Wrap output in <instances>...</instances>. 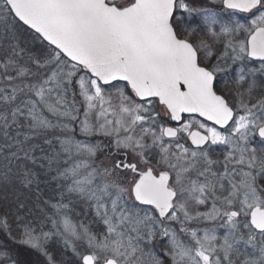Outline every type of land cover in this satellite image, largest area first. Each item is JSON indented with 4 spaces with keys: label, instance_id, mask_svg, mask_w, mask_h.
<instances>
[{
    "label": "snow or ice",
    "instance_id": "obj_1",
    "mask_svg": "<svg viewBox=\"0 0 264 264\" xmlns=\"http://www.w3.org/2000/svg\"><path fill=\"white\" fill-rule=\"evenodd\" d=\"M51 172L50 231L23 202L0 215L45 264L56 236L76 264H264V0H0V183L39 199Z\"/></svg>",
    "mask_w": 264,
    "mask_h": 264
},
{
    "label": "rangeland",
    "instance_id": "obj_2",
    "mask_svg": "<svg viewBox=\"0 0 264 264\" xmlns=\"http://www.w3.org/2000/svg\"><path fill=\"white\" fill-rule=\"evenodd\" d=\"M19 42L20 46L26 50L27 53L31 52H39L41 50V45L34 39L31 32L27 30L26 28L19 29ZM25 59H27V55L25 56ZM161 111H163V107L160 106ZM161 123H163L165 126L168 124L167 118H163L161 120ZM97 139H103V138H92V142H96ZM151 142L150 140L148 141ZM188 146V145H186ZM220 152L222 150V146L219 148ZM219 150L216 149V153L213 154V159H218L219 157ZM98 156L100 159H103V156H101L98 153ZM221 160L223 158H220ZM37 172H40V169H36ZM55 176V172L48 173L47 175H41V184H40V194L41 199L39 198V202L37 205V208L42 212V217H39V220H35L37 224H40L43 222V231L48 232L52 229V225L48 223L47 221L43 220L45 211H48L46 208H44V205L42 203L43 200H47L53 196V189L55 188L56 181L52 179V177ZM193 178H195L193 176ZM16 184V183H15ZM13 186V185H12ZM35 190V189H32ZM30 200L33 199V196H29ZM27 210L21 212V213H28L30 212V208L35 206L32 202H29L26 204ZM210 207V205H209ZM15 208V207H14ZM42 209H44L42 211ZM201 211L207 210L205 207L200 208ZM16 212V210H14ZM69 217L71 218L73 223L79 224L83 223L85 226H87L92 232H103L105 229V225L99 220L98 217L95 216L94 209L88 207L83 202H78L74 206L71 207V210L68 213ZM33 214L31 213L30 217H32ZM29 217V218H30ZM32 219V218H30ZM196 228H205V227H212L213 225L210 222H204V223H194L192 225ZM219 234H224V229L219 230ZM49 251L58 259V261H63L64 264H76V259L72 254L71 248L69 247L67 250L64 248V242L63 238L56 236L53 237V239L48 244ZM34 251V250H33ZM37 253L36 251H34ZM241 252L245 255L247 254H253V249L248 246L247 248H241ZM39 256H41L39 253H37ZM245 255H241L240 259H244ZM254 255H258V253H255ZM42 257V256H41ZM3 258L0 257V260ZM237 264H239V261H237Z\"/></svg>",
    "mask_w": 264,
    "mask_h": 264
},
{
    "label": "trees",
    "instance_id": "obj_3",
    "mask_svg": "<svg viewBox=\"0 0 264 264\" xmlns=\"http://www.w3.org/2000/svg\"><path fill=\"white\" fill-rule=\"evenodd\" d=\"M30 195L33 196V199L31 200L29 198ZM39 197L40 199L42 198L40 193ZM18 202H23L25 205L29 202H32L35 206L30 208V213L33 214V216L30 218L39 220V217H42V212L37 208L39 199L36 198L35 190L25 189L19 183H0V215H3L7 212L9 216H12L15 213L14 210H16V204ZM25 208L22 209L21 212L27 210ZM0 241H3L7 244L8 249L16 259L17 264H45L43 257L39 256L31 249L21 248L11 240H8L2 231H0Z\"/></svg>",
    "mask_w": 264,
    "mask_h": 264
},
{
    "label": "flooded vegetation",
    "instance_id": "obj_4",
    "mask_svg": "<svg viewBox=\"0 0 264 264\" xmlns=\"http://www.w3.org/2000/svg\"><path fill=\"white\" fill-rule=\"evenodd\" d=\"M242 22L247 23V19H246V18L243 19ZM201 35L203 36V38L207 39V40L209 41L210 44H212V40H211L210 37H208V36H207L206 34H204V33H202ZM212 50H213L214 55L212 56V58H211V60H210L209 62H210V63H215V54H218V53H219V51H220V45H219V44H213V45H212ZM220 79H221V78L218 77V81H219ZM234 88H235L234 83L221 82V83L218 84V90H220V89H224V90L227 91V90L234 89ZM257 95H260V93L258 92ZM162 107H163V106H162ZM196 118H197V119H203V118H200V117H198V116H197ZM208 123L211 125V122H208ZM166 126L176 127L177 124H176V123H173V122H171V123L168 122V124H166ZM181 142L183 143L184 141H181ZM186 145L189 146V145H190V141H189L188 144H186ZM193 147H194V146H193ZM217 148H218V150H219L220 147H217ZM221 151H222V150H221ZM217 157H219L218 159L223 158V156L220 155V150H219V154H218Z\"/></svg>",
    "mask_w": 264,
    "mask_h": 264
},
{
    "label": "water",
    "instance_id": "obj_5",
    "mask_svg": "<svg viewBox=\"0 0 264 264\" xmlns=\"http://www.w3.org/2000/svg\"><path fill=\"white\" fill-rule=\"evenodd\" d=\"M176 123V122H175Z\"/></svg>",
    "mask_w": 264,
    "mask_h": 264
}]
</instances>
